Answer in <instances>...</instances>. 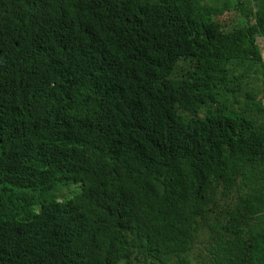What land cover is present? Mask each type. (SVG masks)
Instances as JSON below:
<instances>
[{
    "label": "trees",
    "instance_id": "obj_1",
    "mask_svg": "<svg viewBox=\"0 0 264 264\" xmlns=\"http://www.w3.org/2000/svg\"><path fill=\"white\" fill-rule=\"evenodd\" d=\"M203 1L0 0V264H264V0Z\"/></svg>",
    "mask_w": 264,
    "mask_h": 264
},
{
    "label": "rangeland",
    "instance_id": "obj_2",
    "mask_svg": "<svg viewBox=\"0 0 264 264\" xmlns=\"http://www.w3.org/2000/svg\"><path fill=\"white\" fill-rule=\"evenodd\" d=\"M235 0H204L203 3H205L206 5L208 6H212L215 4V7H221L223 6L224 4H227L228 6H232L235 4ZM239 23V19L237 21V24ZM256 43L257 45L259 46L260 48V51H261V57H262V60L264 61V36H260L256 39ZM248 91L247 87H244L238 94L239 96V100H240V103L238 105L235 106V108L237 109V107H244L245 106V103L244 102V99H245V95H246V92ZM67 188H72V193L73 195L77 194L79 191H80V188L78 185H70V186H67ZM69 193H70V190H67V189H62L60 191V196L61 197H68L69 196ZM204 238V237H203Z\"/></svg>",
    "mask_w": 264,
    "mask_h": 264
}]
</instances>
